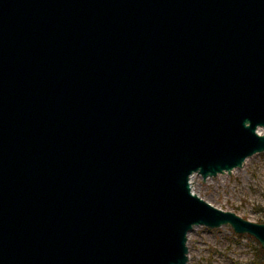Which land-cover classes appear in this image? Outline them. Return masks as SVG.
<instances>
[{
	"label": "water",
	"instance_id": "obj_1",
	"mask_svg": "<svg viewBox=\"0 0 264 264\" xmlns=\"http://www.w3.org/2000/svg\"><path fill=\"white\" fill-rule=\"evenodd\" d=\"M263 152L264 0H0V264H187L196 226L264 253L190 186Z\"/></svg>",
	"mask_w": 264,
	"mask_h": 264
},
{
	"label": "rangeland",
	"instance_id": "obj_2",
	"mask_svg": "<svg viewBox=\"0 0 264 264\" xmlns=\"http://www.w3.org/2000/svg\"><path fill=\"white\" fill-rule=\"evenodd\" d=\"M192 177L194 193L207 203L264 224V152L247 158L242 168L231 174ZM189 234L187 264H264L259 243L248 234L235 233L228 225L196 226Z\"/></svg>",
	"mask_w": 264,
	"mask_h": 264
},
{
	"label": "bare ground",
	"instance_id": "obj_3",
	"mask_svg": "<svg viewBox=\"0 0 264 264\" xmlns=\"http://www.w3.org/2000/svg\"><path fill=\"white\" fill-rule=\"evenodd\" d=\"M192 180H193V177L190 178V186H191V191L194 193V190H193V187H192ZM195 194V193H194ZM188 237L190 238V234L188 235ZM192 237V236H191ZM188 240V239H187ZM188 256V254H187Z\"/></svg>",
	"mask_w": 264,
	"mask_h": 264
},
{
	"label": "trees",
	"instance_id": "obj_4",
	"mask_svg": "<svg viewBox=\"0 0 264 264\" xmlns=\"http://www.w3.org/2000/svg\"><path fill=\"white\" fill-rule=\"evenodd\" d=\"M259 252L262 254V257L264 258V253L263 252H261V250L259 249Z\"/></svg>",
	"mask_w": 264,
	"mask_h": 264
}]
</instances>
